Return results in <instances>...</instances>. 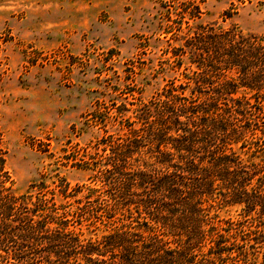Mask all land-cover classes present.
Listing matches in <instances>:
<instances>
[{"label": "trees", "instance_id": "1", "mask_svg": "<svg viewBox=\"0 0 264 264\" xmlns=\"http://www.w3.org/2000/svg\"><path fill=\"white\" fill-rule=\"evenodd\" d=\"M206 1L158 0L160 16L180 30ZM183 38L173 52L179 66L188 55V82L141 101L136 119L118 120L128 131L102 137L99 187L74 211L44 180L32 184L36 190L12 189L0 130V264H257L264 257V159H254L264 153V37L215 21ZM91 118L105 122L101 113ZM57 185L74 195L64 177ZM235 204L247 216L237 223L223 226L210 215L216 205ZM69 214L120 226L84 239Z\"/></svg>", "mask_w": 264, "mask_h": 264}, {"label": "rangeland", "instance_id": "2", "mask_svg": "<svg viewBox=\"0 0 264 264\" xmlns=\"http://www.w3.org/2000/svg\"><path fill=\"white\" fill-rule=\"evenodd\" d=\"M162 10L158 0H0V130L14 191L36 190L32 184L44 180L74 211L77 199L99 187L94 175L106 153L102 137L128 131L118 120L136 119L141 101L173 82H188V55L179 66L173 52L184 35L216 21L264 37V0H207L200 17L180 30L174 23L171 31ZM93 113L105 122L94 121ZM235 148L244 158L252 154ZM261 158L264 153L254 157ZM62 177L74 195L59 191ZM210 215L223 226L247 217L239 204L216 205ZM68 217L84 239L120 226L102 215ZM263 261L260 253L257 264ZM228 263L215 258L214 264Z\"/></svg>", "mask_w": 264, "mask_h": 264}]
</instances>
